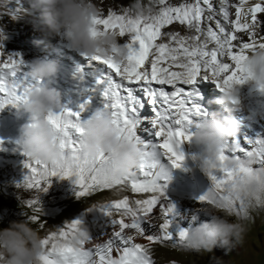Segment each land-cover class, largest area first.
<instances>
[{
  "label": "snow or ice",
  "instance_id": "obj_1",
  "mask_svg": "<svg viewBox=\"0 0 264 264\" xmlns=\"http://www.w3.org/2000/svg\"><path fill=\"white\" fill-rule=\"evenodd\" d=\"M158 3L162 7L155 15L133 17L124 8L122 14L109 9L106 16L93 19L99 30L128 37V42L123 43L127 58L123 63H117L111 57L82 56L86 65L73 74L79 97L75 110L65 106L63 111L49 113L47 117L59 141L62 159L51 166L27 159L24 164L26 175L17 185L18 189L23 187L45 193L51 180L58 178L71 181L77 199L117 188L151 195L134 201L124 197L102 204L98 209L90 208L91 211L98 210L104 218L110 217L113 210L118 212L121 219H105L104 223L96 225L101 234L106 227L118 226V230L113 231L104 243L87 249L84 245L91 243L93 236L81 220H71L41 240L45 252L39 256V264H153L149 249L133 244L125 230L132 229L153 244L171 241L174 248L182 247L191 222L198 218L193 212L190 219L183 217L188 219V227L180 226L174 219L175 205L167 195L170 169L185 170L182 145L191 142L190 129L205 116L194 85L197 80H210L225 92L252 78L245 62L250 52L264 50V0H238L236 3L220 0L218 13L212 0H192L178 6L168 5L167 0H158ZM230 8L234 9V19L230 18ZM174 22L186 26L194 34L171 33L167 34L169 43H157L164 35L161 29ZM96 34L94 29L93 35ZM2 42L0 49L4 51ZM210 44L213 45L211 48ZM5 55L6 58L0 59V110L26 102L33 88L42 83L28 77L24 71L27 65L19 54H5L4 51L0 57ZM150 57L153 58L149 71L146 62ZM165 64L167 66H163ZM154 85H169L172 90ZM256 89L264 93V84ZM97 101L99 106H95ZM94 108L111 113L113 126L121 139H134L142 145L137 172L116 177L109 157L100 153L94 160H88L80 153L82 117ZM145 109L150 115L145 114ZM139 132L154 139H147ZM252 155L264 167V136L244 135L227 141L207 175L209 189L196 198L195 203L220 204L223 211L239 216L246 212L252 199L234 194V186L237 182L252 181L259 185L255 202L258 205L264 203V184L254 175L253 169L224 167V161L229 158ZM191 158L197 160L198 156ZM27 206H35L36 212L43 213L39 197L27 201ZM157 208L163 217L160 234L146 235L144 225H150ZM30 220L36 222L39 217L34 215ZM77 234L87 236V240L73 247L69 241ZM113 251L118 254L116 257H113Z\"/></svg>",
  "mask_w": 264,
  "mask_h": 264
},
{
  "label": "clouds",
  "instance_id": "obj_2",
  "mask_svg": "<svg viewBox=\"0 0 264 264\" xmlns=\"http://www.w3.org/2000/svg\"><path fill=\"white\" fill-rule=\"evenodd\" d=\"M26 2L27 22L41 36V39L33 41L34 46L40 49L41 55L28 62L26 70L31 80L42 83H38L33 88L26 102L15 107L17 119L22 116L28 118L18 129V141L28 159L51 166L62 159L63 154L47 117L49 113L63 111L65 105L62 102V94L56 87L59 64L49 56L51 53L59 52L57 47L62 50L64 48L46 42L61 38L67 49L81 56L111 57L117 63L126 60L127 50L119 42L118 33L103 32L93 24V19L101 16L102 13L94 0H26ZM126 11L133 17L155 15L153 9L144 5L142 0H133ZM10 19L12 22H18L23 17L13 16ZM94 29L98 34L93 35ZM5 39L3 28H0V41ZM3 54V49H0V55ZM245 68L252 77L247 81L248 84L254 88L264 84V50L250 52ZM196 83L207 98L205 87L203 88L199 82ZM170 87L167 85L165 89L169 90ZM260 94L264 95V93ZM240 103L237 88L221 92V95L209 101L208 105L215 104L222 110L209 113L194 126V131L191 132V143L203 149L197 161L200 170L206 176L216 164L222 146L240 133V122L234 115ZM242 115L245 116L244 113ZM246 122H249L248 124L254 129L251 133L262 134L261 129L251 120L246 119ZM81 127L83 135L80 138L79 150L85 158L94 160L98 154L103 153L110 158L112 172L116 177L129 176L139 168L142 145L134 139L120 138L108 110L94 108L82 121ZM256 165L258 162L255 155L240 159L229 158L224 161L226 168L253 169L254 175L264 184V167H256ZM258 187L255 181L237 182L234 186V194L251 200L256 196ZM220 210H222L220 204L194 208V213L203 214L209 219L200 223L191 222L182 242L184 250L211 252L221 248L227 254L243 242L245 230L242 224L229 222L228 219L215 214ZM230 214L226 212V215ZM42 239L44 238L30 226L28 220L10 222L7 228H0V264H39L38 258L45 252L41 245ZM86 240L87 236L77 234L69 243L77 247Z\"/></svg>",
  "mask_w": 264,
  "mask_h": 264
},
{
  "label": "rangeland",
  "instance_id": "obj_3",
  "mask_svg": "<svg viewBox=\"0 0 264 264\" xmlns=\"http://www.w3.org/2000/svg\"><path fill=\"white\" fill-rule=\"evenodd\" d=\"M190 1L191 0H167V3L170 6H178L182 2ZM132 2L133 0H94V3L102 10L101 15L104 16L107 15L109 9L118 14H122L123 9L127 8ZM142 2L144 5L150 6L154 14L162 7V5L158 3V0H142ZM217 4L218 1L215 0V9H217ZM17 8H19L20 11L16 12L15 10ZM27 8L28 5L26 0H0V28H3L6 35V39L2 42L5 54H19L20 57L23 58L22 60L25 64L41 55L40 49L33 44V41L41 39V36L38 32L34 31L32 26L27 22ZM13 15L23 17V19L18 22H12L10 18L13 17ZM175 30L184 31V33L191 32L186 26L174 22L161 29L164 35L156 42L169 43L167 34L174 33ZM119 42L121 44L128 42V37H120ZM46 43H50L52 46L59 45L64 48L65 59L69 64L78 63L76 66L80 68L86 65L84 58L80 54L67 49L61 38L53 39ZM41 47H43V45ZM4 58H6V55L5 57H0V59ZM152 58L153 57H150L149 61L146 62L149 71ZM58 64L61 65V67L59 66L56 87L62 94L63 104L75 110L79 100L75 90L76 81L73 78L75 71L69 69V65L67 64L65 66L62 63ZM26 69L27 67L24 71L27 73ZM86 75L90 77V74ZM202 84L206 87L208 100L210 98L209 101L221 95V91L217 88H215L214 92L212 89H209L211 83L208 81ZM171 90L170 87L169 91ZM209 105L211 110L208 108V113L222 110L215 104ZM95 106H99L98 101ZM239 109L237 111L240 112L241 110ZM145 114L150 115L147 109H145ZM88 115H90V112L85 113L82 118L85 119ZM204 118L206 117L204 116ZM27 119V116H22L17 119V109L15 107L7 106L3 110H0V228H7L10 222H18L25 219L29 221L31 227L39 232L42 238H46L50 233L57 232L59 228L69 224L71 220L78 219L82 221L84 227L88 229L93 236L91 243H94L96 239L102 240L103 238H105L106 241L113 231L118 230V226L106 227L103 230L104 234H101L100 230L96 229V225L104 223L105 219L119 220L121 216L118 212L113 210L110 217L104 218L98 210L91 211L90 208L98 209L102 204L112 203L124 197H127L130 201L147 199L150 197L151 194L149 193L134 194L131 192L130 188H117L98 191L90 196L77 199L74 195V185L70 180L53 178L50 187L45 193L56 192L57 196L55 197V201L41 206L43 213L36 212L34 210L35 206L29 208L27 206V201L29 200L24 198L25 193L30 190L23 187L17 188V185L22 181L27 172L24 168V164L28 158L21 150L18 141V129ZM200 120L201 119L197 121L199 122ZM197 121L196 123H198ZM253 123L261 129V136H264V121L257 120ZM190 131H194V126ZM139 134L145 136L143 132H139ZM244 135L250 137L255 136L254 133L240 128V133L236 137H242ZM145 138L154 139L153 137L146 136ZM232 139L233 138L228 141ZM181 150L185 153L184 179H182L180 183H176V181L170 177L167 184V195L169 200L175 205V221L182 227H188V219H183V217L188 216L190 219V214L193 213L194 208L208 207L206 204H196L195 200L209 189L210 181L200 170L198 161L191 158L192 156H199L203 149L190 142L189 144L182 145ZM256 167L262 166L258 164ZM137 171L138 169L134 170V172ZM170 172L174 174V169H171ZM66 188L72 190V192L64 193L63 189ZM32 192L36 196L43 194L34 189ZM215 214L228 219L229 222L242 224L245 230L243 242L227 254H225V250L221 248H216L211 252L187 251L180 246L174 248L171 241L164 242L163 244H153L148 242L144 237L136 234L132 229H126L125 235L132 237L133 244H140L149 249L153 264H264V203L258 205L253 198L244 214L239 216L235 213L226 215V211L223 210L217 211ZM34 215L39 217V220L36 222L30 220V217ZM152 215L153 218L151 219L150 225H144L145 234L159 235L160 224L163 222V217L159 208L154 209ZM197 217L195 223L204 222L209 219V217L203 214H197ZM124 219L126 222H129L128 218ZM41 225H43V227H41ZM104 242H100L99 244ZM84 247L87 249L94 248L93 244L90 243H86ZM112 255L116 257L118 254L113 251Z\"/></svg>",
  "mask_w": 264,
  "mask_h": 264
},
{
  "label": "bare ground",
  "instance_id": "obj_4",
  "mask_svg": "<svg viewBox=\"0 0 264 264\" xmlns=\"http://www.w3.org/2000/svg\"><path fill=\"white\" fill-rule=\"evenodd\" d=\"M214 1L215 0H212L213 7H214ZM217 1H218L217 9H215V7H214V9L218 13L219 8H220V0H217ZM190 2H192V0ZM229 2L230 3H236V2H238V0H229ZM252 2H255V0H252ZM229 12H230V18L234 19L235 18L234 17V9L230 8ZM216 18L219 19L220 18L219 15H217ZM213 27H214V24H213ZM174 33H179L181 36H190V35L194 34L193 32L184 33V31H179V30H175ZM244 39L247 40V36H245ZM212 46L213 45H211V44L209 45L210 48ZM21 59H23V58H21ZM165 66H167V65L165 64ZM172 70H176V69H172ZM207 81L209 83H211V87H209V89H212L214 92L215 88H217V87L212 81H210V80H197V82L201 83V85H203L204 87H205V85L202 83L207 82ZM235 88L238 89L239 99L241 102L240 107H239L241 109H239V110H241V112L244 113L246 119L251 120L252 122H256L257 120H263L264 121V95H261L256 88H254L251 84H248V83L236 86ZM205 91H206V87H205ZM206 100L209 103L210 98L208 100V95H207ZM201 109H202V111H206L204 113H206L205 116H207V114L209 112L208 107L201 106ZM184 173H185V170L174 169V174H172L170 172V177H172L174 179V181H176V183H180L181 180L184 179V177H183ZM104 241H105V238H103L102 240L96 239L94 241V243H90V244H93V246H95L96 244H99L100 242H104Z\"/></svg>",
  "mask_w": 264,
  "mask_h": 264
},
{
  "label": "trees",
  "instance_id": "obj_5",
  "mask_svg": "<svg viewBox=\"0 0 264 264\" xmlns=\"http://www.w3.org/2000/svg\"><path fill=\"white\" fill-rule=\"evenodd\" d=\"M63 192L64 193L65 192H70L71 193L72 190H69V189L66 188V189H63ZM70 193H67V194H70ZM56 196H57L56 192L43 193L40 196H36V195L33 194L32 190H30V191H27V193H25V198L24 199L30 200V199L39 197L40 205L44 206L46 204H50V203L54 202Z\"/></svg>",
  "mask_w": 264,
  "mask_h": 264
},
{
  "label": "water",
  "instance_id": "obj_6",
  "mask_svg": "<svg viewBox=\"0 0 264 264\" xmlns=\"http://www.w3.org/2000/svg\"><path fill=\"white\" fill-rule=\"evenodd\" d=\"M164 88H167V86L166 85H162ZM203 88H204V86H203Z\"/></svg>",
  "mask_w": 264,
  "mask_h": 264
}]
</instances>
